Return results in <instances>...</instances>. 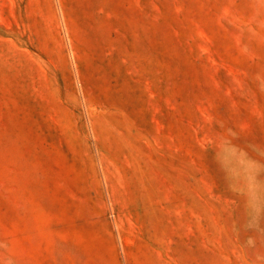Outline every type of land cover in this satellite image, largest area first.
<instances>
[{
  "label": "rangeland",
  "instance_id": "rangeland-1",
  "mask_svg": "<svg viewBox=\"0 0 264 264\" xmlns=\"http://www.w3.org/2000/svg\"><path fill=\"white\" fill-rule=\"evenodd\" d=\"M0 264H264V0H0Z\"/></svg>",
  "mask_w": 264,
  "mask_h": 264
}]
</instances>
